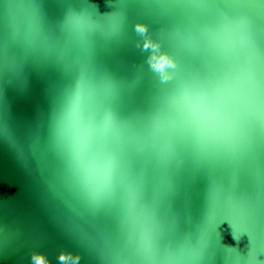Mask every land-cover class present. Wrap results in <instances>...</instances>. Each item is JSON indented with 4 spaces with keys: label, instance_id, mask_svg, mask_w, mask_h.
<instances>
[{
    "label": "water",
    "instance_id": "obj_1",
    "mask_svg": "<svg viewBox=\"0 0 264 264\" xmlns=\"http://www.w3.org/2000/svg\"><path fill=\"white\" fill-rule=\"evenodd\" d=\"M0 264H264V0H0Z\"/></svg>",
    "mask_w": 264,
    "mask_h": 264
}]
</instances>
